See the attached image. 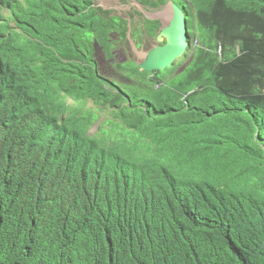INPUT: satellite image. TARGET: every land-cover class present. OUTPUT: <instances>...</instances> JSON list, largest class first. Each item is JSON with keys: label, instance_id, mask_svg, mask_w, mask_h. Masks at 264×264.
Returning <instances> with one entry per match:
<instances>
[{"label": "trees", "instance_id": "obj_1", "mask_svg": "<svg viewBox=\"0 0 264 264\" xmlns=\"http://www.w3.org/2000/svg\"><path fill=\"white\" fill-rule=\"evenodd\" d=\"M137 1L190 53L146 72L115 54L158 20L0 0V264H264V0Z\"/></svg>", "mask_w": 264, "mask_h": 264}, {"label": "rangeland", "instance_id": "obj_2", "mask_svg": "<svg viewBox=\"0 0 264 264\" xmlns=\"http://www.w3.org/2000/svg\"><path fill=\"white\" fill-rule=\"evenodd\" d=\"M93 2L96 6L101 7L104 10L111 11L113 14L121 16L122 18L127 20L129 24V30H131L132 32L136 31L135 26H137L139 21L145 18L146 16H151L157 19L161 25L163 22H167V20L170 18L169 8L166 4L158 8H148V6L141 5L136 0H93ZM11 24L12 23H10V25ZM190 29L192 34V27H190ZM134 37H138V35L134 34ZM139 38L140 37H138V39ZM128 40L129 47H127L128 45H124L127 48L123 49H120L119 47L117 53L115 54V58L119 61H122L127 58L138 62L142 59V54H144L148 49L152 48L154 45L157 44L153 37L142 40V43L137 47H135V41H133V38L130 34L128 35ZM96 58L98 61L99 71L106 72L112 80L117 81V77L112 72L111 67H106L101 64L98 50L96 51ZM178 61L180 60L178 59ZM126 80L128 79H123V81Z\"/></svg>", "mask_w": 264, "mask_h": 264}, {"label": "water", "instance_id": "obj_3", "mask_svg": "<svg viewBox=\"0 0 264 264\" xmlns=\"http://www.w3.org/2000/svg\"><path fill=\"white\" fill-rule=\"evenodd\" d=\"M171 10L169 20L160 26L155 35L154 47L142 54L138 61L140 70L146 72L163 70L189 48V36L185 33V19L179 8L172 2L168 3ZM152 18V17H148Z\"/></svg>", "mask_w": 264, "mask_h": 264}, {"label": "clouds", "instance_id": "obj_4", "mask_svg": "<svg viewBox=\"0 0 264 264\" xmlns=\"http://www.w3.org/2000/svg\"><path fill=\"white\" fill-rule=\"evenodd\" d=\"M137 1V0H136ZM138 2V1H137ZM171 2V1H170ZM139 3V2H138ZM169 3V2H168ZM168 3H166V5H167V7L169 8V6H168ZM173 3V2H172ZM140 4V3H139ZM142 5V4H141ZM165 5V4H164ZM164 5H162V6H164ZM148 8H151V7H148ZM180 10V9H179ZM181 11V10H180ZM169 12H170V15H171V10H170V8H169ZM181 13L183 14V12L181 11ZM183 16H184V14H183ZM149 17H151V16H149ZM145 18H147V19H149V20H157V19H155V18H148V16H146ZM184 19H185V16H184ZM169 20V19H168ZM167 20V21H168ZM163 23H166V22H163ZM163 23H162V25H163ZM187 24H189V22H187ZM161 26V25H160ZM160 26H159V28H160ZM185 26H186V19H185ZM190 27H192V26H190L189 25V31H188V34H186V36L188 35L189 36V48H188V50H186L185 51V53H184V55H182L180 58H178L179 60H181L186 54H188V53H190V50L193 48V45H192V39H193V33L191 34V29H190ZM192 29H193V27H192ZM159 30V29H158ZM158 32V31H157ZM156 32V33H157ZM194 32V31H193ZM129 33V30H128V32H127V34ZM185 33H186V30H185ZM129 35V34H128ZM156 35V34H155ZM154 40H155V36H154ZM155 46V45H154ZM153 46V47H154ZM135 47H137V45L135 44ZM151 49V48H150ZM149 50V49H148ZM147 50V51H148ZM216 53L217 54H219L220 55V46H217V49H216ZM178 59H176L173 63H175L176 61H178ZM136 63H137V65H138V62L136 61ZM172 63V64H173ZM171 64V65H172ZM139 67V66H138ZM140 69V68H139ZM144 71V70H143Z\"/></svg>", "mask_w": 264, "mask_h": 264}]
</instances>
